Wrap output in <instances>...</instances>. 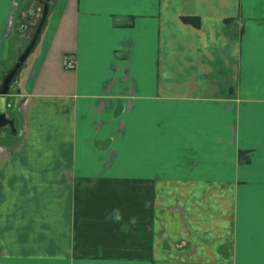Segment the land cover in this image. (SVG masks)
Returning a JSON list of instances; mask_svg holds the SVG:
<instances>
[{
	"label": "crops",
	"instance_id": "1",
	"mask_svg": "<svg viewBox=\"0 0 264 264\" xmlns=\"http://www.w3.org/2000/svg\"><path fill=\"white\" fill-rule=\"evenodd\" d=\"M8 103L0 264H264V0H51Z\"/></svg>",
	"mask_w": 264,
	"mask_h": 264
},
{
	"label": "water",
	"instance_id": "2",
	"mask_svg": "<svg viewBox=\"0 0 264 264\" xmlns=\"http://www.w3.org/2000/svg\"><path fill=\"white\" fill-rule=\"evenodd\" d=\"M50 1L51 0L40 1L42 4V10L37 23L34 25V33L25 50L19 56L17 62L0 81V129L3 127H7L10 131H15L14 119L10 116L11 114L7 112V106L9 107L10 103L6 104V97L11 93V89L14 88L17 82L18 74L23 64L26 62V60L28 59V57L33 52L34 48L39 42L40 36L43 32V28L45 26L49 14Z\"/></svg>",
	"mask_w": 264,
	"mask_h": 264
},
{
	"label": "built area",
	"instance_id": "3",
	"mask_svg": "<svg viewBox=\"0 0 264 264\" xmlns=\"http://www.w3.org/2000/svg\"><path fill=\"white\" fill-rule=\"evenodd\" d=\"M61 63L63 68L72 69L75 65V58L72 55H64Z\"/></svg>",
	"mask_w": 264,
	"mask_h": 264
},
{
	"label": "clouds",
	"instance_id": "4",
	"mask_svg": "<svg viewBox=\"0 0 264 264\" xmlns=\"http://www.w3.org/2000/svg\"><path fill=\"white\" fill-rule=\"evenodd\" d=\"M113 219H114V220H117V221L121 219V214H120L119 211H117V212L115 213Z\"/></svg>",
	"mask_w": 264,
	"mask_h": 264
},
{
	"label": "trees",
	"instance_id": "5",
	"mask_svg": "<svg viewBox=\"0 0 264 264\" xmlns=\"http://www.w3.org/2000/svg\"><path fill=\"white\" fill-rule=\"evenodd\" d=\"M182 19H183V21H187V22H188V21H191V20H192V21L194 20V19H189V18H182Z\"/></svg>",
	"mask_w": 264,
	"mask_h": 264
},
{
	"label": "rangeland",
	"instance_id": "6",
	"mask_svg": "<svg viewBox=\"0 0 264 264\" xmlns=\"http://www.w3.org/2000/svg\"><path fill=\"white\" fill-rule=\"evenodd\" d=\"M14 90V88L11 89V92Z\"/></svg>",
	"mask_w": 264,
	"mask_h": 264
}]
</instances>
